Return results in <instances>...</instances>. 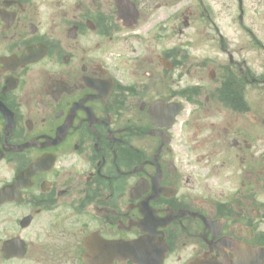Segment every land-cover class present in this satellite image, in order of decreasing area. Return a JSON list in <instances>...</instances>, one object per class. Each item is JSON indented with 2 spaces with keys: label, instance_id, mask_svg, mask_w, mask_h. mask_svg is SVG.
Masks as SVG:
<instances>
[{
  "label": "flooded vegetation",
  "instance_id": "flooded-vegetation-1",
  "mask_svg": "<svg viewBox=\"0 0 264 264\" xmlns=\"http://www.w3.org/2000/svg\"><path fill=\"white\" fill-rule=\"evenodd\" d=\"M232 4L0 0V264H264V0Z\"/></svg>",
  "mask_w": 264,
  "mask_h": 264
},
{
  "label": "rangeland",
  "instance_id": "rangeland-1",
  "mask_svg": "<svg viewBox=\"0 0 264 264\" xmlns=\"http://www.w3.org/2000/svg\"><path fill=\"white\" fill-rule=\"evenodd\" d=\"M232 2H233V0H226L227 6L229 5L230 7H229V9L222 8V10H221V20H222V25L224 27L228 26V22H229V20H231V18L233 16V13H234V6H233ZM247 14H248L249 19L253 18L254 21L259 22L256 18H254V17H256V12L250 13L249 10L247 9ZM197 30H198V27L194 26L193 24H191L187 33L188 34H192L193 33V34H195V36H198V31ZM256 64H258V63H256ZM255 96H256V94H255Z\"/></svg>",
  "mask_w": 264,
  "mask_h": 264
}]
</instances>
